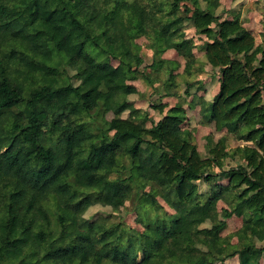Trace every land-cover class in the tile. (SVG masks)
<instances>
[{"label": "trees", "instance_id": "obj_1", "mask_svg": "<svg viewBox=\"0 0 264 264\" xmlns=\"http://www.w3.org/2000/svg\"><path fill=\"white\" fill-rule=\"evenodd\" d=\"M102 1L0 0V264H261L264 245L231 249L221 230L237 214L242 235L264 240V31L257 42L215 0ZM187 21L210 39L207 62L220 73L218 92L191 104L245 142L211 139L207 157L182 127L181 103L153 128L123 115L137 110L128 79L144 62L138 37L155 57L176 49L193 73ZM230 157L239 160L225 167ZM133 195L142 230L85 215Z\"/></svg>", "mask_w": 264, "mask_h": 264}, {"label": "rangeland", "instance_id": "obj_2", "mask_svg": "<svg viewBox=\"0 0 264 264\" xmlns=\"http://www.w3.org/2000/svg\"><path fill=\"white\" fill-rule=\"evenodd\" d=\"M96 4L98 0H93ZM102 5L105 2L100 0ZM187 5L192 6L188 0H185ZM219 5L214 9L215 13L222 18H231L232 15L239 13L244 25L250 29L257 40L261 42L263 39L264 31V0H215ZM203 6L207 5V1L203 0ZM182 13L185 12V6L182 8ZM185 36L194 40L193 49V73L190 74L186 71L187 59L178 54V51L174 48L166 49L159 57H155V50L150 46V39L146 36L138 37L135 42L139 44V52L144 57V62L139 66V69L131 73L128 82L133 83L137 87V92L130 93L128 98L133 102L136 111H125L123 115L125 117H139L142 120H146V125L149 128L156 126L157 122L162 118L164 113L177 103H181L185 110V120L182 123L184 130H187L189 140L196 143L202 156H210V141H215L220 137L226 136L227 146L233 148L238 144H244L245 142L238 139L235 133L224 130L216 129L213 122L205 121L200 112V105L195 103L191 104L192 99H197L202 96L206 99H210L218 92L219 82V69L214 68L208 64L206 58V46L210 40L204 34H199L191 22L187 21L185 27ZM162 58L163 61L155 67L151 63L156 59ZM110 61L114 65L119 64V59L110 57ZM172 75L173 77L171 78ZM202 80L203 87H200V83L195 81ZM169 84L167 82H171ZM195 82L193 86L188 87V84ZM190 89V93L187 91ZM264 92V90H263ZM164 104L165 109L160 111L159 105ZM114 116L113 112H107L104 116L107 119H111ZM159 152V151H158ZM157 152V153H158ZM239 159L227 158L224 166L235 165ZM215 171H219L220 167L214 166ZM128 172H125L127 175ZM224 183L228 182V179H223ZM207 184H201V188L206 190ZM147 186L146 189H149ZM136 198L133 195L126 201L125 205L119 210H114L109 206H103L100 204L89 207V210L85 213L88 217H97L98 215L109 214L112 220H122L127 225L143 229V222L140 220L144 214H139L136 207ZM161 203L167 212L173 213V209L167 205L163 200ZM228 206L224 200L218 202V210L222 211L224 207ZM243 226V217L234 214L227 219L225 226L221 230V236L224 244H228L231 249L242 248L247 242H252L257 246H263L264 240H259L252 236L251 233L241 234L240 229ZM139 260L143 259V254L138 256ZM238 257L232 256L227 262L237 263ZM261 264H264V254L261 258Z\"/></svg>", "mask_w": 264, "mask_h": 264}]
</instances>
